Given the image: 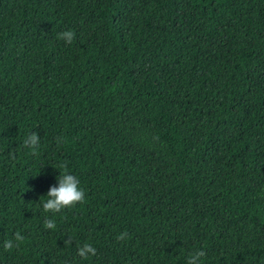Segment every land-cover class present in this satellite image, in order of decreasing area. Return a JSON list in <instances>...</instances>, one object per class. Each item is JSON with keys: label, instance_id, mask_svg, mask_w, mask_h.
<instances>
[{"label": "trees", "instance_id": "1", "mask_svg": "<svg viewBox=\"0 0 264 264\" xmlns=\"http://www.w3.org/2000/svg\"><path fill=\"white\" fill-rule=\"evenodd\" d=\"M60 164L85 199L46 213ZM196 250L264 264V0H0V264Z\"/></svg>", "mask_w": 264, "mask_h": 264}, {"label": "clouds", "instance_id": "2", "mask_svg": "<svg viewBox=\"0 0 264 264\" xmlns=\"http://www.w3.org/2000/svg\"><path fill=\"white\" fill-rule=\"evenodd\" d=\"M58 37L65 40L67 43H71L75 37L72 30H66L58 34ZM59 142V141H58ZM24 146L28 147L32 153H37L40 147V138L36 133H32L31 136L24 140ZM60 169H63L61 176L58 177L59 187H53L47 193V199L43 202V210L46 213H60L63 209L72 207L77 203H82L85 199V194L82 188H80V181L73 174H69L66 164L58 165ZM45 228L54 229L56 227L55 220L46 218L44 221ZM128 234L122 233L117 239L123 240L127 238ZM16 243L12 239L4 241V248L11 250L18 246L19 242H22L24 237L19 232L14 237ZM70 241H65V245H69ZM96 249L88 243H85L82 247L78 248V255L87 259L89 256H94ZM206 253L204 250L193 251L188 259V264H203V257Z\"/></svg>", "mask_w": 264, "mask_h": 264}]
</instances>
